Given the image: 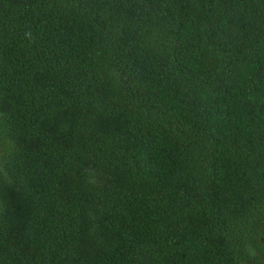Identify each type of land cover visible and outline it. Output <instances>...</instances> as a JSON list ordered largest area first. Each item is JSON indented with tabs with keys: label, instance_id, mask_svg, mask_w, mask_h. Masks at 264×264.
Returning a JSON list of instances; mask_svg holds the SVG:
<instances>
[{
	"label": "trees",
	"instance_id": "1",
	"mask_svg": "<svg viewBox=\"0 0 264 264\" xmlns=\"http://www.w3.org/2000/svg\"><path fill=\"white\" fill-rule=\"evenodd\" d=\"M0 264H264V0H0Z\"/></svg>",
	"mask_w": 264,
	"mask_h": 264
}]
</instances>
